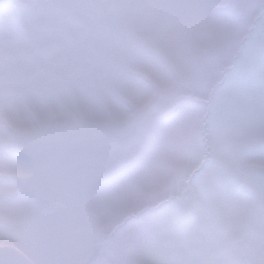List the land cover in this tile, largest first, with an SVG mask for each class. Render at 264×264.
<instances>
[{"label":"snow or ice","instance_id":"snow-or-ice-1","mask_svg":"<svg viewBox=\"0 0 264 264\" xmlns=\"http://www.w3.org/2000/svg\"><path fill=\"white\" fill-rule=\"evenodd\" d=\"M0 264H264V0H0Z\"/></svg>","mask_w":264,"mask_h":264}]
</instances>
